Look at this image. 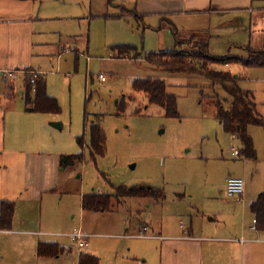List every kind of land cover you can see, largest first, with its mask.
<instances>
[{"label": "rangeland", "instance_id": "rangeland-1", "mask_svg": "<svg viewBox=\"0 0 264 264\" xmlns=\"http://www.w3.org/2000/svg\"><path fill=\"white\" fill-rule=\"evenodd\" d=\"M108 1H41L38 38L47 39V44L34 49L29 61L26 56L12 53L5 62L8 78L0 72V126L6 146L24 143L41 156H84L76 165L59 167V190L50 195L48 207L45 198L43 212L40 201L32 204L36 214H43V222H50L44 229L59 234L45 237L62 239L68 245L72 244L69 233L80 226L99 233L91 238V247L102 261L128 254L121 250L120 240L113 234L124 233L142 222H207L216 214L220 216L217 219H230L227 214L236 206L241 210L243 197L226 193L229 177L245 179L244 204L249 191L264 188V126H248L255 156H234V149L239 150L241 143L224 130L216 117L215 95L219 94L227 107L232 100L223 85L202 74L171 72L151 64L145 59L146 54L175 48L171 27L166 22L160 25V17L151 14L144 17V22H138L134 15L117 18L113 15L117 7ZM115 1L131 8L137 0ZM222 31L223 34L212 32L210 52L217 57L229 56L225 43L232 33L226 27ZM117 44L137 46L141 57L117 58L112 51ZM213 66L238 75V84L253 92L257 109L264 116V67ZM38 68L46 73L48 92L58 100L60 113L25 109L24 71ZM100 74L106 76L105 81L99 78ZM138 78L165 81L168 91L177 97L179 117H167L163 107L149 103L143 92L135 91L132 83ZM7 82L15 87L11 101ZM94 124H100L105 135L103 155L92 154ZM2 148L0 144V185L21 171L5 163L8 152L1 155ZM118 186H144L162 196L115 199L105 212L82 208L81 194H114ZM26 205L29 204L19 201L22 210ZM22 214L21 211L19 216ZM247 219L253 222L252 218ZM142 253L131 262L160 264V251L155 246L147 243Z\"/></svg>", "mask_w": 264, "mask_h": 264}, {"label": "crops", "instance_id": "crops-1", "mask_svg": "<svg viewBox=\"0 0 264 264\" xmlns=\"http://www.w3.org/2000/svg\"><path fill=\"white\" fill-rule=\"evenodd\" d=\"M41 1L43 0H0V72H3L4 78H8L5 72L8 64L5 65V62L12 53L16 56H26L29 61L34 49L39 50L42 45L47 44V39L38 38L41 35V28L37 27V20L41 18ZM110 4L117 7L118 11L113 14L117 18L134 15L138 22H144L146 15L159 16L160 25L166 22L171 27L174 41L175 27L179 37H196L198 40L207 41L211 49L212 32L223 34L222 30L226 27L232 33L225 43L227 55L247 54L242 57L245 58L249 55V46L264 49V0H137L136 6L131 8L115 0ZM181 31H184V34L181 35ZM74 51L79 54L77 49L74 48ZM54 55H51V59L55 58ZM56 58L59 65L61 55ZM30 71L41 72L47 82L44 70H25V77ZM6 87L7 96L10 87H13L15 92L12 83L7 82ZM0 105L2 106L1 103ZM54 124L60 126L59 123ZM0 144L3 145L1 155L8 152V161L5 163L13 164L22 171H19L17 176H8L0 185V202H15L11 228L0 229V264H80V255L83 252L98 256L96 249L91 247V238L99 233L87 231L80 226L69 233L72 244L66 245L62 239L46 238L59 234L44 229L50 222H43V214L41 216L32 210V204L40 201L43 212L45 198L47 197L48 207V202L52 199L50 195L58 192L61 179L59 167L62 166L59 164L60 158L34 154L24 143L12 142L6 146V136H3L1 126ZM236 157L240 158L241 155ZM263 189L261 187L256 191L248 190L249 198L244 204V193L247 191L245 187V192L241 195L243 207L240 211L237 206L229 211L227 215L230 219L226 218L228 220L217 219L220 216L216 214L207 222H196L194 219L189 223L180 219L179 224L150 221L139 223L138 227L133 229L127 228L124 233L113 234L120 240L121 250L128 254L106 261H102L98 256L100 264H134L131 261H135L136 256L144 252L147 243L160 251V264H264V230L253 229L255 215L250 207ZM80 198L82 201V194ZM18 200L29 205L22 210ZM21 211L23 214L19 216ZM248 217L252 218L253 222H248ZM143 228H146L145 234L140 236ZM79 230L88 235V244L82 249L72 237V234ZM40 242H57L65 248V252L54 257H39L37 248ZM122 242L125 243L124 246H121Z\"/></svg>", "mask_w": 264, "mask_h": 264}, {"label": "trees", "instance_id": "trees-1", "mask_svg": "<svg viewBox=\"0 0 264 264\" xmlns=\"http://www.w3.org/2000/svg\"><path fill=\"white\" fill-rule=\"evenodd\" d=\"M112 0H109L111 3ZM133 11V10H130ZM175 48L171 50L151 52L145 55V59L153 65L164 67L171 72L198 73L202 74L214 83L223 85L225 91L231 95L230 105H225V100L219 94L215 95L216 117L223 125L224 130L234 135L241 143L239 153L241 157H254L255 151L253 140L248 133L251 124L264 126V116L257 109L254 94L249 89H243L238 84V75L231 71L218 69L213 64L230 65L241 64L244 67H264V49L248 47L249 55L245 58L236 56L217 57L211 54L209 43L198 40L196 37L183 39L179 37L178 30L174 27ZM114 56L117 58H139L141 53L138 47L132 44H117L112 47ZM32 75L26 74L25 86V109L28 112L60 113L61 107L58 100L49 95L47 82L43 75L39 74L35 81H31ZM135 91L143 92L149 103L160 105L164 108L167 117H179L177 97L167 89L165 81L156 78H138L132 83ZM8 97H15L14 88H9ZM120 108H124L121 104ZM138 111V110H137ZM91 149L92 154L103 155L105 153V135L100 124L92 126ZM79 142H82L79 139ZM83 154L61 155L60 163L63 167L73 166L83 161ZM151 194L161 198L162 193L147 187L118 186L114 194L89 193L83 195L82 207L84 210L109 211L113 201L124 197H139ZM2 217L0 218L1 229H10L15 214V202L4 200L0 202ZM255 215L256 226L264 230V189L250 205ZM65 252V248L57 242H40L37 248L39 257H54ZM80 264H100V258L90 253L80 255Z\"/></svg>", "mask_w": 264, "mask_h": 264}, {"label": "built area", "instance_id": "built-area-1", "mask_svg": "<svg viewBox=\"0 0 264 264\" xmlns=\"http://www.w3.org/2000/svg\"><path fill=\"white\" fill-rule=\"evenodd\" d=\"M32 75L31 81L34 82L36 77L41 74V72L38 71H30L29 72ZM99 78L102 81L106 80V76L104 74H100ZM234 155L239 156V150H235L234 151ZM245 187H246V183H245V179L241 178V177H230L227 179L226 182V191L227 194L230 196H241L244 192H245ZM2 217V211L0 208V218ZM256 221H254L253 224V229H256ZM146 230V228H143V231L141 232L140 236H144V231ZM72 237L76 240L77 242V246L82 249L85 246H87V237L88 235H86L85 233H83L81 230H79L76 233L72 234Z\"/></svg>", "mask_w": 264, "mask_h": 264}]
</instances>
